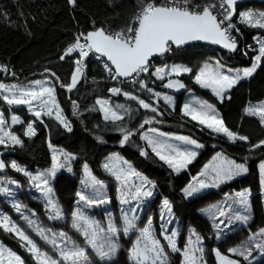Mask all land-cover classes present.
I'll list each match as a JSON object with an SVG mask.
<instances>
[{"label": "trees", "instance_id": "16d2710c", "mask_svg": "<svg viewBox=\"0 0 264 264\" xmlns=\"http://www.w3.org/2000/svg\"><path fill=\"white\" fill-rule=\"evenodd\" d=\"M158 2L164 3L165 0H158ZM208 4H219V0H191V5L199 9ZM140 6L141 0H76L75 6L69 4L68 0H0V66L8 65L15 71L14 76L10 79L0 74V83L29 84L36 80L51 79L56 86L57 101L72 126V131L69 132L49 116H42L44 123L41 124L28 112L27 108H13L12 113L18 115L23 121L13 129L22 140L23 146L0 148L1 151L5 150V164L9 165L0 174V179L19 182L22 187L14 188L19 191L12 198L22 206L21 211H24L26 216L35 219L41 227L52 229L57 233L60 231L68 233L80 247L87 249L94 264H134L130 259L129 250L139 236L138 231L129 236L120 233L117 241L119 244L117 254L110 262H101L87 247L84 238L71 227V213L78 207L76 193L84 190L81 179L85 164L88 165L94 176L104 182L106 185L105 194L111 199L110 204L99 210L93 209L92 213L98 214L99 217H106V214L108 216L110 214L118 215L122 212L117 183L103 168L105 160L110 155L119 154L132 164L142 176L156 185L157 193L148 203L137 224L138 228H142L149 216L153 218L154 234L164 245L167 264H183V257L179 252H172L166 241L160 236L161 202L165 198L173 205V220L178 224V247L183 249L188 237L194 231L203 238L204 261L207 264H217L213 249H219L222 253L227 254L229 248L241 246L248 241L252 233L264 228V201L259 175V164L264 162V146L252 148V145L264 140V125L260 123L259 118L248 116L246 113L248 106L264 102V59L251 78L237 83L225 95L226 98L223 101H220L212 92L204 90L194 83L191 75L180 77L188 84V89L194 90L216 107L230 130L248 137L247 141L237 140L234 143L225 137L214 135L195 124L190 118L182 116L181 106L184 99L182 94L179 95L176 110L170 111L171 117H168L162 109H158L162 113L158 116L150 111L140 109L135 101L125 99L123 95L111 97L108 91L109 85L102 69L91 60L84 62L87 64L84 77L72 92L61 88L60 83H70L76 65L73 63V59L61 60L60 56L63 55L67 46L74 42L75 37L79 33L86 34L94 28L105 29L106 26L113 30H119L134 16ZM245 11L262 12L264 4L251 2L238 5L236 8L237 15L232 22L241 30L245 44L252 48L247 51L246 57L239 47L238 52L229 59L232 65L228 66L234 68L250 67L254 57L258 54L256 51L258 47L255 45L264 40V29L252 28L239 22L238 14ZM172 49L174 54L167 55L165 62L160 59H156L154 62L162 66L169 63L201 66L209 58H214L221 63L217 56L211 52L212 47L190 46L187 52ZM46 69L49 71H45ZM50 72L55 73L56 77H59V81L51 76ZM195 72L193 71V74ZM151 77L150 74L144 79L148 86ZM155 82L158 90L178 94L177 91L165 88L163 83ZM135 87L137 92L142 91L139 85ZM124 91L137 95V92H133V90ZM146 94L145 91L144 95ZM139 97L141 98V96ZM142 98L149 102L148 98ZM97 99L109 100L113 108L116 104H124L132 109L131 114L125 115L122 121L115 123L105 121L103 114L98 110L99 106L95 103ZM73 101L78 104L76 110H74ZM0 107H2L5 117H9L10 113L4 109L1 98ZM117 111L123 112L121 109ZM154 116L153 123L140 128V124L145 118ZM30 122H34L33 127L37 131V134L31 138L25 134L26 126ZM120 127L135 132V135H132L123 146L121 140L124 133L120 131ZM150 128L195 139L203 145L201 155L182 174L175 175L142 141V134ZM97 137L102 138L105 142L101 143ZM49 142L57 150L75 157L68 164L72 171L68 172L66 168L61 169L57 172L55 179L51 181L55 198L64 213L63 220H49V213L45 208L43 197L36 190L29 191L31 186L28 177L10 167V160H12L29 173L48 170L51 167L53 155L48 146ZM141 150L147 151L148 155L142 156ZM218 152L237 163H245L248 167L247 174L221 186L218 191L211 190L203 196L187 200L183 194V188L200 174L205 164H208ZM0 185L4 186L5 183L2 182ZM245 189H250L253 196L250 201V220L246 225H237L233 232L222 234V238L217 239L218 233L212 222L201 211L225 196ZM0 208L35 239L41 248L51 252L50 247L36 236L21 218V215L10 207V202L5 200V197L0 196ZM32 213L35 215L32 216ZM102 221L104 222L105 218H102ZM106 224L102 223L101 225L106 228ZM0 242L24 258L26 264H35L13 234L0 229ZM252 251L253 255L248 261L238 256L232 258L240 260L241 264H264V255H260L254 247Z\"/></svg>", "mask_w": 264, "mask_h": 264}, {"label": "snow or ice", "instance_id": "6c2138e0", "mask_svg": "<svg viewBox=\"0 0 264 264\" xmlns=\"http://www.w3.org/2000/svg\"><path fill=\"white\" fill-rule=\"evenodd\" d=\"M68 3L75 6L76 0H68ZM236 3L237 0H219V8L222 10L223 19H218L213 12V9L217 7L216 4H208L202 9L195 10V6L191 5V0H165L164 3H159L158 0H141L139 10L119 30H106L102 27L94 28L86 34L79 33L75 37L74 42L67 46L60 59L64 60L65 57H70L78 52V58L74 60L76 67L71 75L70 83H60V87L72 92L84 77L85 59L90 53H95L97 54L96 59L105 58L104 69L112 80L130 81L133 84H138L140 89L151 93L155 99L152 102H146L145 99L115 86L108 89L112 95H123L125 99L135 101L140 109L150 111L157 116L162 115L158 111V101L162 98L166 103L171 104L172 98L154 92L144 80L139 79V76L149 74L153 57L163 56L165 53L170 52L173 46L180 47L190 41H207L211 44L221 45L229 51H236L237 43L231 35V31H238L232 23L233 16L237 15ZM238 15L240 23L252 28L264 29V11L259 13L245 11ZM262 59H264V40L259 41L258 54L254 57L252 66L244 68L242 73L240 70L228 69L226 74L222 70L223 65L217 62L215 67L205 63L194 74L193 69L188 66L173 65L171 67H157L151 75L161 81H164L167 77V82L163 86L174 90L186 87L179 77L191 75L194 83L201 88L211 90L217 98L223 101L226 98L224 93L242 79L252 76L257 67L260 66ZM7 71V67L0 66V72L6 73ZM45 71L49 70L46 69ZM50 75L59 81V77H56L55 73L50 72ZM55 93V86L50 81L36 80L26 85L0 83V98L8 106H26L28 112L41 124L44 123L41 117L49 116L71 132V122L63 114ZM95 103L99 106L98 110L103 114V119L113 123L122 121L125 115H130L132 111L130 107H126L124 104H116L113 108L107 99H97ZM73 107L74 110L78 109L76 101H73ZM118 109L123 110V112L117 111ZM246 113L251 116H258L260 123L264 125V102L258 105H250L246 109ZM74 114H76L75 111ZM182 114L211 132L222 134L229 141L248 140V137L230 130L214 106L207 101L195 100L192 103L184 104ZM154 121L155 116L145 118L140 124V128ZM6 123L4 112H0V145L5 148L9 145L23 146L20 138L11 131L6 130ZM19 123H23L20 117L16 114L11 115V124ZM33 123L27 124L25 134L28 137L36 135ZM45 126L47 127V125ZM120 131L124 133L121 140L122 146L132 135H135V132L123 127H120ZM149 131L155 135L142 134L141 138L146 140L152 152L177 174L181 170L187 169V166L196 158L197 152L188 148L181 149L158 139V137L175 139L185 145L193 146L194 149L203 147L201 143L188 136H170L156 128H150ZM97 139L101 143L105 142L100 137H97ZM48 146L53 153L52 164L48 170L34 175L20 167L15 161L11 162L10 167L16 172L27 176L30 186L43 197L45 208L49 213L48 219L63 220L65 218L64 213L55 198L51 181L55 179L57 172L61 169L66 168L68 172H71L72 168L67 164V161L75 159V157L57 150L50 142ZM262 146H264V140L252 145V148ZM140 154L142 156L148 155L145 150H141ZM61 156L65 157L64 162L61 161ZM123 163L127 164V161ZM8 166L4 160L0 159V171ZM104 168L115 177L120 185L118 188L120 203L122 205H132V207L121 209L122 229L117 227L110 215L105 228L83 210L84 208L90 209L111 203L110 197L104 191L106 185L93 175L87 164L83 166V178L81 179L84 190L76 193L78 207L71 213V227L84 238L87 247L101 262H110L117 254L119 249L117 241L121 230L124 235L136 230L139 232V236L129 250L130 259L134 264H167V253L164 245L154 234L153 218L149 216L142 228H138L137 224L140 216L145 212L148 202L155 195V183L132 169L131 165H128L125 169L118 165L110 166L106 163ZM247 172L248 167L245 163H237L218 152L213 157L212 162L205 164L204 169L199 174L202 177H207L210 182L194 178L193 182L189 183L182 191L186 198H191L202 189L218 187L220 184L231 181ZM259 175L260 186L264 191V162L259 164ZM133 177L139 178V183H129ZM7 183L15 184L17 188L22 187L15 180H8ZM88 188L92 189L90 193L86 191ZM0 194L13 195L10 189L2 186H0ZM250 196V189L235 193V203H238L245 213L248 212L250 207ZM13 207L36 236L51 249V252L45 251L8 215L0 214V229L13 234L21 242L20 246L29 253L35 264H94L87 249L80 247L68 233L64 231L57 233L52 229L41 227L35 219L22 213V206L19 203H13ZM34 215L35 213H32V216ZM172 216L173 205L165 198L161 202L160 220L162 231L160 236L167 241V246L172 252H179L182 255L183 264H205L203 260V238L193 231L188 237L185 247L183 249L179 248L175 239L178 235L177 231L173 230L169 233L167 227L172 222ZM225 216L226 212L223 210H220L218 215L213 214V227L217 230V239H221L222 234H225V229L231 227L232 220L246 225L251 218L248 214L236 213L234 216H230L228 221L220 219V217ZM193 236L195 240L192 239ZM257 238H261L259 242H257ZM253 247L264 254V228L252 233L248 241L241 246L229 248L227 254L222 253L219 249H213V252L217 258V264H241L240 260L232 257L238 256L248 261L253 255ZM196 253L200 255L197 256ZM0 264H26V261L16 252L0 244Z\"/></svg>", "mask_w": 264, "mask_h": 264}, {"label": "rangeland", "instance_id": "374dc122", "mask_svg": "<svg viewBox=\"0 0 264 264\" xmlns=\"http://www.w3.org/2000/svg\"><path fill=\"white\" fill-rule=\"evenodd\" d=\"M258 49H259V46H258ZM258 49L256 50L257 51V53H258ZM67 58V57H66ZM73 59V63H74V60L76 59V57H73L72 58ZM217 60L216 59H214V58H209L205 63H208V64H211V65H213V67H215L216 66V64H217ZM254 62V61H253ZM205 63H202V65L201 66H192V65H187V64H179V63H169V64H166L165 66H167V67H171V66H173V65H184V66H188V67H190V68H192L193 69V71H197L200 67H202ZM75 64V63H74ZM221 65H223V71L227 74V72H228V69H233V70H240L241 71V73H242V70L244 69V68H247V67H236V68H234V67H230V66H228V65H226V64H223V63H220ZM253 64V63H252ZM252 66V65H251ZM250 66V67H251ZM162 67H164V66H162ZM259 67H257V69H258ZM256 69V70H257ZM85 71V70H84ZM233 74H234V72H233ZM253 75V74H252ZM14 75H12V76H8L7 77V79H10L11 77H13ZM181 77H183V75L181 76ZM173 78H175V77H173ZM251 78V76L250 77H247V78H244V79H242L241 81H244V80H249ZM179 79H180V77H179ZM181 80V79H180ZM40 81H42V82H45V81H50L51 83H52V85H54L55 86V84L53 83V81L51 80V79H49V78H47V79H42V80H40ZM145 82H146V80H144ZM155 81H157V82H160V83H163V84H165L166 82H167V77H166V79L164 80V81H161V80H159V79H157L155 76H153L152 75V77L149 79V87L151 88V89H153V91L154 92H159V93H161V95L163 96V95H167V96H170L171 98H172V103L171 104H169V103H166L162 98L158 101V109H162L163 111H164V113L166 114V113H168V112H170V111H175L176 110V107H177V103H178V100H179V98H180V94H182L183 95V97H184V99H183V103H182V106H181V113H182V108H183V105L184 104H186V103H192V102H194L195 100H200V101H207L209 104H211V105H213L212 103H210L207 99H205L204 97H202L201 95H199L198 93H196L194 90H191V89H188V84L186 83V82H184V81H182L185 85H186V87L185 88H183V89H179V90H177V92L176 93H178V94H171V93H168V92H165L164 90H158V86H157V83L155 82ZM241 81H239V82H241ZM34 82V81H33ZM238 82V83H239ZM147 83V82H146ZM6 84H8V85H11V84H20V83H6ZM20 85H26V84H20ZM45 86H47V85H45ZM199 86V85H198ZM200 87V86H199ZM235 87V86H234ZM234 87H232L229 91H227V92H225L224 93V95H226L227 93H229ZM136 87H133L132 89H129V90H133V92L134 91H136V89H135ZM55 89H56V86H55ZM202 89H204V88H202ZM126 90H128V89H126ZM139 90V89H138ZM204 90H207V91H210L211 92V90H209V89H204ZM146 91V90H145ZM145 91H136L137 92V95H139V96H141V98L142 97H144V98H148V101L149 102H152L155 98L152 96V94L151 93H149V92H147V96L146 95H144V92ZM5 94H7V93H5ZM56 94V93H55ZM57 98V97H56ZM143 99V98H142ZM219 99V98H218ZM220 100V99H219ZM1 101H2V103H3V107H4V109H7L8 111H9V117H5V119H6V121H7V123H6V125H5V128H6V130H9V131H11L13 134H15L18 138H19V136L13 131V129L15 128V127H17L18 125H20L21 123H19V124H15V125H12L11 124V115H13V113H12V109L13 108H15V107H25V108H27L26 106H23V105H21V106H8L4 101H3V99L1 98ZM221 101V100H220ZM256 105H258V104H256ZM154 106H157V105H154ZM214 106V105H213ZM34 107H35V105H34ZM214 108L216 109V107L214 106ZM248 108H249V106H248ZM247 108V109H248ZM217 110V109H216ZM0 112H2V107H0ZM217 112L219 113V111L217 110ZM248 115V114H247ZM182 116H184L183 114H182ZM219 116H220V113H219ZM248 116H251V115H248ZM184 117H186V116H184ZM221 117V116H220ZM252 117H257L258 118V116H252ZM187 118H189V117H187ZM195 124H197L195 121H193ZM198 126H200L201 128H203V129H205V130H208V131H210L209 129H207V128H205V127H203L202 125H199V124H197ZM26 130H27V126H26ZM26 130H25V133H26ZM36 131V130H35ZM160 132H162V131H160ZM211 132V131H210ZM165 133V132H164ZM213 133V132H212ZM36 134H37V131H36ZM167 134H169L170 136H176L177 134H170V133H167ZM214 135H216V136H221V137H225V136H223L222 134H216V133H213ZM143 135H148V136H153V135H155L154 133H151L149 130L147 131V132H145ZM27 136V135H26ZM181 136H183V135H181ZM28 137V136H27ZM33 137V136H32ZM29 138H31V137H29ZM226 138V137H225ZM158 139H160V140H162V141H165V142H167V143H169V144H172V145H175V146H177V147H180L181 149H184V148H188V149H191V150H195L196 152H197V156H196V158L193 160V162L191 163V164H189L188 166H187V168L189 167V166H191L198 158H199V156L201 155V153H202V150H203V147L202 148H200V149H194L193 148V146H191V145H185V144H183L181 141H178V140H175V139H169L168 137H158ZM227 139V138H226ZM228 140V139H227ZM142 141L146 144V146H147V148L152 152V150H151V148L147 145V141L146 140H144V139H142ZM231 143H234V142H232L231 141ZM9 146H13V145H9ZM8 146V147H9ZM1 147H4L3 145H0V148ZM1 151V150H0ZM2 152L3 153H5V150H2ZM224 156V155H223ZM224 157H226V156H224ZM226 158H228V157H226ZM228 159H230V158H228ZM64 160H65V157L64 156H61V161L62 162H64ZM124 161H126L122 156H120L119 154H113V155H111L110 157H108L107 158V160H106V162H105V164L107 163V164H109L110 166H112V165H118L119 167H122V168H125V169H127V167H128V165H131V167H132V169H134L135 171H137L136 169H135V167L134 166H132V164H130L129 162H127V164H124L123 162ZM11 162H12V160H10V164H11ZM71 162V159L70 160H68L67 161V164H69ZM163 162V161H162ZM210 162H212V160L210 161ZM209 162V163H210ZM5 163H6V161H5ZM164 163V162H163ZM165 164V163H164ZM166 165V164H165ZM166 166H168V165H166ZM169 168V167H168ZM204 169V168H203ZM111 177H113L114 179H115V177L113 176V175H111L106 169H104ZM172 170V169H171ZM186 169H184V170H181V172L179 173V174H177V173H175L174 172V174L175 175H180V174H182L184 171H185ZM46 171V170H45ZM40 172H44V171H37V172H33V173H31V174H38V173H40ZM138 172V171H137ZM247 173H245V174H242L241 176H238V177H236V178H234L233 180H231V181H227V182H224V183H222V184H220L218 187H212V188H206V189H202L199 193H197V194H195L193 197H191V198H186L187 200H193V199H195V198H197V197H200V196H203V195H205L206 193H208L209 191H218L219 189H220V187L221 186H223V185H225V184H227V183H230V182H232V181H234V180H237V179H239V178H242L243 176H245ZM194 178H196V179H199V180H205V181H208V178L207 177H202V176H200L199 174L197 175V176H195ZM194 178L192 179V181L191 182H193V180H194ZM8 180H11V179H0V183H5V185L4 186H2V187H7L8 189H10L11 191H12V193H13V195L14 194H16L19 190H15L14 188H16V185L15 184H8L7 183V181ZM115 181H116V179H115ZM133 182H135V183H139V178H137V177H133L130 181H129V183H133ZM208 182H210V181H208ZM116 183H117V187L119 188L120 187V185L118 184V182L116 181ZM1 186V185H0ZM31 190H35L34 188H30L29 189V191H31ZM87 192H91L92 191V189L91 188H88L87 190H86ZM154 192H155V195H156V191H155V189H154ZM235 193L236 192H234L233 194H229V195H227V196H225L223 199H221L220 201H218V202H216V203H214V204H212V205H210V206H208L207 208H205V209H203L201 212H202V214L208 219V220H210L211 222H212V224L214 223V220H213V214H215V215H218L219 214V211L220 210H223V211H225L226 212V216L225 217H220V219H222V220H225V221H228V219H229V217L230 216H234L236 213H241V214H248V215H250L251 214V207H249V209H248V212L247 213H245L244 212V209L238 204V203H235ZM184 194V193H183ZM261 194H262V198H263V201H264V191H262L261 192ZM12 195V196H13ZM154 195V196H155ZM0 196L1 197H5V200H7V201H9L10 202V207L11 208H14L13 207V203H17L13 198H12V196H6V195H2V194H0ZM253 196L251 195L250 196V200H249V203H250V201H251V198H252ZM154 198V197H153ZM152 198V199H153ZM119 201H120V197H119ZM150 202V201H149ZM148 202V203H149ZM107 205V204H106ZM106 205H102V206H100V207H93V208H84L83 210L85 211V213L87 214V215H89L90 217H92L94 220H96V221H98L100 224H102V223H108V220H109V216L106 214V217H99L98 216V214H96V213H92V210L94 209V210H99V209H101V207H103V206H106ZM147 206H148V204H147ZM147 206H146V208H147ZM120 207H121V209L122 208H129V207H132V205L130 204V205H122L121 203H120ZM15 209V208H14ZM146 210V209H145ZM22 213L25 215V212L24 211H22ZM161 213V212H160ZM0 214H3V215H7L5 212H3L2 210H1V208H0ZM143 215V214H142ZM141 215V216H142ZM110 216H111V218L113 219V221L116 223V225H117V227L118 228H121L122 229V227H123V222H122V219H121V216H122V212L120 213V214H118V215H113V214H110ZM140 216V217H141ZM22 218V217H21ZM102 218H105V221L103 222L102 221ZM23 219V218H22ZM166 219H167V217H166ZM140 220V219H139ZM139 220H138V222H139ZM15 222V221H14ZM137 222V223H138ZM237 225H242V223H240V222H238V221H235V220H232V222H231V227H229V228H227V229H225V234H229V233H231V232H233V230H234V228L237 226ZM106 227H107V224H106ZM160 227H161V223H160ZM167 227H168V230H169V233L171 232V231H173V230H175V231H177V233H178V224L176 223V222H174V220H173V216H172V222H171V224H169V225H167ZM223 227V226H222ZM216 230V229H215ZM161 231H162V229H161ZM136 232V230H133V231H131L128 235H126V236H129V235H131L132 233H135ZM216 232H217V230H216ZM121 234H123V232H122V230H121V232H120ZM124 235V234H123ZM176 239V241L178 240V235H177V237L175 238ZM193 240H195V238H192ZM260 239L261 238H258L257 239V242H259L260 241ZM35 240V239H34ZM166 243H167V241H166ZM0 244H3V243H1L0 242ZM4 245V244H3ZM5 246V245H4ZM5 247H7V246H5ZM8 248V247H7ZM10 249V248H9ZM258 252H259V250H258ZM259 254L260 255H264V254H261L260 252H259ZM196 255L197 256H199L200 254L199 253H196ZM203 255H204V253H203ZM204 260V259H203ZM205 262V261H204ZM205 264H207L206 262H205Z\"/></svg>", "mask_w": 264, "mask_h": 264}, {"label": "built area", "instance_id": "2783aa9c", "mask_svg": "<svg viewBox=\"0 0 264 264\" xmlns=\"http://www.w3.org/2000/svg\"><path fill=\"white\" fill-rule=\"evenodd\" d=\"M216 5H217V7L215 9H213L214 14L217 15L218 19H223L222 10L219 8V4H216ZM195 10H199V8L198 7H195ZM235 27H236V29H238V31H231V35H232V37L235 38L236 43L239 45V47H241V52L243 53V55L247 57V54H245V53H247L248 50H251L252 46L245 44L241 30L236 25H235ZM105 29L106 30H113L109 26H106ZM255 46L258 47L259 46V43H257ZM193 47H195V46H193ZM188 49H189V47H185V48H183L181 50H176V49H174V50H176V51H182V52H187ZM211 52L214 53L217 56V58L219 59V61L221 63L227 64V65H232V63L229 61V59L232 58V56H233L232 53H224V52H222V51H220L218 49H215V48H213L211 50ZM169 54H171V55L174 54L173 49H171V51L167 55H169ZM96 55L97 54H95V53H90L89 56L85 59V61L91 60L92 62H95L102 69V71H103V73H104V75L106 77V82L109 85V89L111 87H114L115 86V87H120L123 90H126V89H132L133 87H135L136 85H138V84H133L130 81L119 82V81L112 80L108 76V73L104 69V60H105V58L96 59ZM166 56H162V57H159L157 59H160V61L165 62V57ZM73 57L78 58V52L72 54V56H70V57H67V58L65 57L64 60H66V59H72ZM155 60H153L151 62V66H150V69H149V74H141L139 76V79H142V80L146 79L151 73H153L155 71V68L162 67V65H159V64L155 63L154 62ZM2 66L7 67V69H8V71L6 73L5 72H0V74H3L5 76V78H7L8 76H12V75L15 74V71H14V69L12 67H10L8 65H2ZM86 69H87V64H85V67H84V70H86ZM109 95L111 97L116 96V95H112L110 92H109ZM166 115L168 117H171V113L170 112L166 113Z\"/></svg>", "mask_w": 264, "mask_h": 264}, {"label": "water", "instance_id": "95a60500", "mask_svg": "<svg viewBox=\"0 0 264 264\" xmlns=\"http://www.w3.org/2000/svg\"><path fill=\"white\" fill-rule=\"evenodd\" d=\"M251 2H257V3L264 4V0H237L235 8H237L238 5H242V4H245V3H251ZM235 16H233V19L235 18ZM196 45H198V46H201V45L202 46H208V47H212V48L218 49V50H220V51H222L224 53H232V54H236L238 52V50H239V45L238 44H237V50L236 51H229L228 49L223 48L221 45L211 44V43H209L207 41H190L187 44H184V45H182L180 47L173 46L172 48H174L176 50H181V49H183L185 47L196 46ZM168 53H165L163 56H166ZM159 57H162V56L153 57L151 62L153 60L159 58ZM171 90L177 91V90H174V89H171ZM0 159L4 160V162H5V153H3L2 151H0ZM2 171H0V174L2 173Z\"/></svg>", "mask_w": 264, "mask_h": 264}, {"label": "crops", "instance_id": "0c3cea01", "mask_svg": "<svg viewBox=\"0 0 264 264\" xmlns=\"http://www.w3.org/2000/svg\"><path fill=\"white\" fill-rule=\"evenodd\" d=\"M112 155H113V154H112ZM110 156H111V155H110ZM110 156H109V157H110ZM106 160H107V159H106ZM106 160H105V162H106ZM105 162H104V164H103V168H104ZM104 169H105V168H104Z\"/></svg>", "mask_w": 264, "mask_h": 264}]
</instances>
